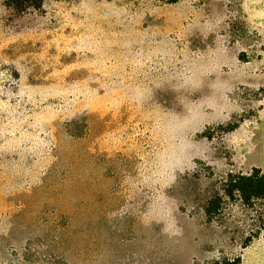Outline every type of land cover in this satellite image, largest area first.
<instances>
[{"label":"rangeland","instance_id":"obj_1","mask_svg":"<svg viewBox=\"0 0 264 264\" xmlns=\"http://www.w3.org/2000/svg\"><path fill=\"white\" fill-rule=\"evenodd\" d=\"M251 174L264 0H0V264H264Z\"/></svg>","mask_w":264,"mask_h":264},{"label":"trees","instance_id":"obj_2","mask_svg":"<svg viewBox=\"0 0 264 264\" xmlns=\"http://www.w3.org/2000/svg\"><path fill=\"white\" fill-rule=\"evenodd\" d=\"M226 188L227 195L238 193L241 200L246 204L250 200H264V177L262 176L259 177L254 174L248 176L238 175L227 182ZM229 189H231V192L228 191ZM213 204V201L209 203L208 213L211 212Z\"/></svg>","mask_w":264,"mask_h":264}]
</instances>
